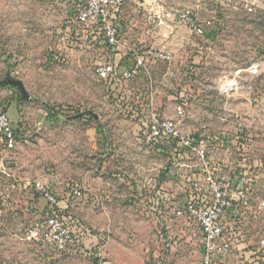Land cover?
<instances>
[{"label":"rangeland","instance_id":"rangeland-1","mask_svg":"<svg viewBox=\"0 0 264 264\" xmlns=\"http://www.w3.org/2000/svg\"><path fill=\"white\" fill-rule=\"evenodd\" d=\"M79 3L0 0V109L17 138L12 149L0 138V264H199L198 228L172 205L193 180L206 186L207 172L244 188L250 206L224 215V236L235 253L256 250L264 238V0H128L115 47L92 23L76 22ZM123 58L142 61L130 78L97 75ZM164 119L204 140L207 164L152 139L151 123ZM154 174L176 192L167 207L149 192ZM243 175L250 181L239 186ZM37 179L81 233L79 251L29 236L48 209ZM134 179L145 184L140 196Z\"/></svg>","mask_w":264,"mask_h":264},{"label":"built area","instance_id":"built-area-1","mask_svg":"<svg viewBox=\"0 0 264 264\" xmlns=\"http://www.w3.org/2000/svg\"><path fill=\"white\" fill-rule=\"evenodd\" d=\"M75 6L74 19L79 24L92 23L101 31L107 43L115 47L120 43L121 20L120 9L128 0H79ZM187 16V15H185ZM188 17V16H187ZM196 33H201L198 26L194 28ZM123 63L120 68V64ZM142 63L140 59H121L119 63H106L96 71L100 78L107 79L115 76L118 79H128L137 72ZM183 110L178 107L177 114ZM150 136L158 143L171 147L179 146L180 149L190 150L196 153L203 163L205 160L204 140H193L188 136H182L176 129L172 119L154 121L150 125ZM0 138L6 148L12 149L17 143L16 131L11 125L8 114L0 109ZM240 185L249 183L246 175L240 177ZM206 186L202 187L198 181H192L188 195L185 199L178 200L172 205L173 214L179 218L192 221L199 229L201 235L202 253L199 264H224L223 261L230 254L231 243L225 239L223 218L227 212L237 211L238 207H249L250 204L244 195V188L235 187L233 179L216 177L210 172L203 176ZM37 194L46 202L48 209L46 218L42 222H35L29 229V236L54 248L60 253H70L81 249V233L67 221L68 217L58 207L56 195L42 180L33 182ZM238 186V185H237ZM75 195L80 194L78 187H73ZM156 205H159L156 202ZM83 234V233H82ZM258 249L264 251V238L258 243ZM98 264H113L107 258H100Z\"/></svg>","mask_w":264,"mask_h":264},{"label":"crops","instance_id":"crops-1","mask_svg":"<svg viewBox=\"0 0 264 264\" xmlns=\"http://www.w3.org/2000/svg\"><path fill=\"white\" fill-rule=\"evenodd\" d=\"M75 3L73 2V5ZM9 116V115H8ZM10 119V118H9ZM11 122V121H10ZM151 180H148V184H150V190L149 192L152 193V196L155 197L154 201L156 200V202L159 204L160 202L164 205L169 206L168 204L170 203L171 199L173 198V194L175 196L176 192L173 193L172 189H170L167 185V181L166 178H164L163 180L159 177L158 174H154ZM182 184V181H179ZM134 183H135V187H136V191H137V195L140 196L142 195V192H140L141 190H143V186L145 184H141V180L140 179H134ZM104 188H108V184H103L101 183ZM141 184V185H140ZM184 185V184H183ZM108 190H106L105 192H107ZM183 191V189H182ZM180 192L176 197L178 200H183L185 199V195L183 194V192ZM109 192V191H108ZM197 227V226H196ZM198 228V227H197ZM198 233L200 234L199 229ZM199 238L201 239V235H199ZM242 241V239L240 240ZM238 241V243L240 242ZM229 259L227 261L226 264H264V251H261L260 249H258V244L256 246V250H250V253H246L244 252L242 253H235L233 251V249L231 248L230 254L228 255Z\"/></svg>","mask_w":264,"mask_h":264},{"label":"water","instance_id":"water-1","mask_svg":"<svg viewBox=\"0 0 264 264\" xmlns=\"http://www.w3.org/2000/svg\"><path fill=\"white\" fill-rule=\"evenodd\" d=\"M7 83L12 84V85L18 87L23 98H27L28 97V95H27V93L25 91V88L23 86V83L21 81L12 80V81H7Z\"/></svg>","mask_w":264,"mask_h":264},{"label":"trees","instance_id":"trees-1","mask_svg":"<svg viewBox=\"0 0 264 264\" xmlns=\"http://www.w3.org/2000/svg\"><path fill=\"white\" fill-rule=\"evenodd\" d=\"M122 65H123V63H121L119 66H120V68L122 67ZM235 187H236V184H235Z\"/></svg>","mask_w":264,"mask_h":264}]
</instances>
